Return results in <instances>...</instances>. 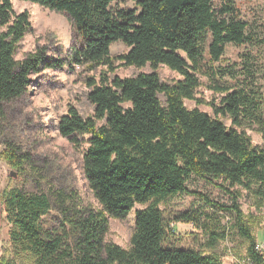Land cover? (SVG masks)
<instances>
[{"label": "trees", "instance_id": "1", "mask_svg": "<svg viewBox=\"0 0 264 264\" xmlns=\"http://www.w3.org/2000/svg\"><path fill=\"white\" fill-rule=\"evenodd\" d=\"M25 1L70 17L78 36L70 64L107 68L99 81L89 79L94 114L84 117L69 107L58 125L73 143L88 135L83 170L101 210H70L58 194V224L49 226L46 217L53 204L48 194L21 187L4 190L0 196L11 228L0 248V264H222L215 254L167 245L160 204L189 191L193 176L220 180L226 189L241 187L264 202V148L254 145L245 130L247 122L255 124L264 141V96L243 86L216 84L210 88L223 96L213 104L215 116L184 103L197 100L199 74L206 66L216 70L214 75L220 71V76L238 78L235 71L214 66L228 44L264 45V39L249 32L234 5L216 9L213 0H137L132 9H113L117 0ZM30 29L28 11L16 13L11 0H0V115L7 103L27 93L33 75L64 66V59L44 50L16 58ZM116 41L129 48L117 59L153 70L125 78L112 74ZM160 65L181 79L162 81ZM222 118L230 119L231 126ZM0 158L23 174L31 163L29 153L13 144L0 151ZM137 204L145 207L135 210L130 247L107 241L110 218L125 219ZM232 208L238 232L250 243L248 261L264 264L238 204ZM217 240L211 237L208 246Z\"/></svg>", "mask_w": 264, "mask_h": 264}, {"label": "rangeland", "instance_id": "2", "mask_svg": "<svg viewBox=\"0 0 264 264\" xmlns=\"http://www.w3.org/2000/svg\"><path fill=\"white\" fill-rule=\"evenodd\" d=\"M137 0H117L113 9H132ZM16 13L28 11L31 29L20 41L16 58L44 50L47 56L64 59L62 68H47L32 76L27 93L7 103L0 115V151L9 144L29 153L30 161L26 173H19L0 158V194L14 187L26 191L48 194L53 204L47 225L57 226L59 211L56 209L60 194L70 210H101L83 170V155L88 147V135L80 136L76 143L61 135L59 119L75 107L84 116L94 114V105L88 99L89 79L99 81L104 66L92 68L88 65L70 64L72 48L78 46V36L68 15L25 0H11ZM216 9L231 4L236 8L237 17L248 24V30L257 39H264V0H213ZM122 41L111 46V57L115 71L121 78L150 72L152 67L128 66L117 59L128 51ZM72 63V62H71ZM215 67L235 71L237 79L228 74L214 75V68L207 66L199 74L201 85L197 88V100H185L188 109L214 114L213 104H219L223 94L211 89L212 85L243 86L257 90L264 96V45L259 42L242 46L228 44L225 53ZM162 81L174 83L181 79L178 72L166 65L157 69ZM162 101L164 97L160 95ZM227 126L231 120L222 118ZM246 133L252 143L264 148V141L258 127L246 123ZM190 191L179 194L160 204L167 223V245L190 247L205 253L215 254L222 264H251L247 250L249 240L242 237L237 229V216L232 208L235 203L242 211L256 242L264 243V202L241 187H221L220 180L214 178L191 177L187 182ZM235 199L237 201L235 202ZM59 202V201H58ZM215 204L211 206L210 204ZM145 207L137 204L125 219L110 218L106 240L123 248L130 247V239L135 226V210ZM10 225L5 219L4 205L0 196V248L9 240ZM219 235H223L221 239ZM211 237L218 240L208 246Z\"/></svg>", "mask_w": 264, "mask_h": 264}, {"label": "built area", "instance_id": "3", "mask_svg": "<svg viewBox=\"0 0 264 264\" xmlns=\"http://www.w3.org/2000/svg\"><path fill=\"white\" fill-rule=\"evenodd\" d=\"M256 249L264 255V243H258Z\"/></svg>", "mask_w": 264, "mask_h": 264}]
</instances>
